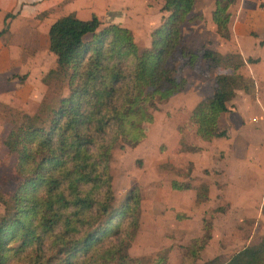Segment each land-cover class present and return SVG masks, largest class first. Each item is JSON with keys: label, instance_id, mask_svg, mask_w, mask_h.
<instances>
[{"label": "trees", "instance_id": "trees-1", "mask_svg": "<svg viewBox=\"0 0 264 264\" xmlns=\"http://www.w3.org/2000/svg\"><path fill=\"white\" fill-rule=\"evenodd\" d=\"M233 1L214 0L210 13L222 40L229 36L227 8ZM193 4L162 0L159 11L166 14L150 31L149 47L140 52L128 28L102 26L95 15L79 19L68 12L49 24L47 49L54 65L40 81L65 79L68 93L55 105L41 103L33 114L21 113L1 141L13 155L18 180L8 197L0 194V264H167L165 251L152 259L127 254L139 197L132 187L112 208L108 167L113 148L135 146L145 137L155 102L181 89L176 51L185 65L195 63L198 53L187 47L181 33L182 24L201 19L191 14ZM13 16L4 15L0 35ZM200 56L207 66L223 71L213 76L211 93L177 125L180 151L199 149L184 142L186 130L200 141L226 136L218 117L230 109L236 89L248 92L241 70L245 61H255L206 46ZM202 190L198 200L206 199V185ZM208 238L209 231L192 238L180 264H195ZM200 264H264V234L223 262L212 258Z\"/></svg>", "mask_w": 264, "mask_h": 264}, {"label": "rangeland", "instance_id": "rangeland-1", "mask_svg": "<svg viewBox=\"0 0 264 264\" xmlns=\"http://www.w3.org/2000/svg\"><path fill=\"white\" fill-rule=\"evenodd\" d=\"M9 2H11V5L13 4L14 11L21 8V6L30 7L32 10V8H37L41 4L39 0L1 1L6 5ZM66 2L62 1L56 4L51 10L47 11L49 9L47 8L39 11L32 18V21L37 23V21H42L47 17L56 18L72 11L79 19H87L91 15H96L103 26L112 21H117L112 20L114 16L111 14L122 11L124 15L122 20L125 19V21L123 24L121 22L117 23L122 26L126 24L131 28L133 33L129 30L139 52L149 47L150 31L159 23V17L166 14L159 11L162 0H73L71 4ZM121 6L126 8L123 9ZM203 6V3L195 5L194 0L191 14L201 16L197 12ZM201 19H191L181 25L183 42L196 54L198 53L197 59L191 67L185 65V59L178 56V51L174 54L177 58V62H175V65H178L177 75L183 80L181 89L167 99L155 102L156 109L151 111L152 121L146 125L145 137L140 142L135 146L115 147L111 152L108 167L111 178V207H117L132 187L139 197L137 226L126 250L132 258L152 259L165 251L167 253V264H179L183 247L185 248V245L192 238L200 237L208 231L211 234V240L207 241L201 252L203 255L206 252L210 254L216 247V243H213L215 241L212 239L213 235L218 238H220L219 235H226L227 229L224 223L226 219L229 221L230 211H234V208L228 206L227 203H223V200L220 199L219 201V197L215 200L214 195L210 192L209 198L198 200L204 185L208 189V184L211 181L213 182V169L219 170L217 176L215 175V182L222 180L223 176L220 175V169L223 162L228 161L227 157H230L227 152L228 148L223 144V141L216 140L217 143L200 141L191 131L186 130L182 135L184 142L188 146H196L199 149L194 152L177 150L179 139L177 125L196 102L211 93L213 76L223 71L221 68L207 66V61L200 56L201 47L212 48L210 45L212 43H205L204 40L206 38L212 40L214 33L210 31V27H213L211 22H207V25L202 24ZM17 23V21L13 22L12 30L16 28ZM27 24H31V21ZM42 28L44 27L38 23V29L41 30ZM24 29L23 31H17L13 38L18 33L21 37L24 35V37L32 36V33L27 34ZM227 31L229 35L228 28ZM5 38V41L10 39L9 37ZM38 38L41 41L42 38L40 36ZM44 42H46V34ZM2 56H4L2 62L4 63V70L8 74L18 72L21 69L19 65H15V63H18V59L15 58L14 51H9L7 56L4 53ZM30 56L29 61L33 62L29 63L31 69H29L28 74L21 73L20 78L12 80V78H5L7 73H0V86L6 88L12 87L13 84L19 82V79L23 80L26 77L21 91L24 96L25 93L27 94V101L24 105H19L14 100L6 105L0 102V194L2 198H6L11 194L18 180L12 171L13 155L8 153L5 147L1 145L3 137L11 128L13 122L19 120L21 113L33 114L41 103L55 105L60 96H65L68 93L65 79H55L48 84L41 83L40 79L46 71H40L39 65L36 64H39V60L42 58L44 70L54 65L46 51L42 54H30ZM35 61H37L36 64ZM246 79L250 85L247 93H255L253 81L249 78ZM239 92L243 93L238 89L235 90V93H238L234 97L235 100H244ZM255 94L256 101L253 107H264V95L261 91ZM228 113L231 114L230 117L237 116L234 108L232 111L221 114L218 119L219 126L224 129L229 120ZM226 166L230 167V165ZM185 184H187V188ZM196 194L199 196H196ZM205 194L208 196V190ZM3 213L4 208L0 202V215ZM228 228H230V225Z\"/></svg>", "mask_w": 264, "mask_h": 264}, {"label": "crops", "instance_id": "crops-1", "mask_svg": "<svg viewBox=\"0 0 264 264\" xmlns=\"http://www.w3.org/2000/svg\"><path fill=\"white\" fill-rule=\"evenodd\" d=\"M1 1L0 30L4 27V15L10 13L14 16L5 21L6 29L4 33L0 35V73H7L4 70V63H2L4 59L2 54L5 53L7 56L9 51H14V56L18 59V63H15V65H19L21 68L18 72H13L11 74L7 73V77L5 78H12V80L18 78L21 73H29V69H31L29 68V63L33 62L29 61L31 57L30 54H42L46 51V54L49 55L53 63L54 56L47 49V26H49L47 23L55 18L47 17L48 19L37 21V23H34L32 18L39 11L53 8V6L62 1H67L66 3L71 4L73 0H39L41 4H39L37 8H32L31 10L30 7L25 8L26 6H21V8H17L15 11L13 10V4L11 5V2L6 5L1 3ZM197 3L204 4L202 8L198 9L199 11L197 13H200L202 17L200 22L207 25V22H211L210 11L214 6V0H195V5ZM121 7H123V9L126 8L124 6ZM227 11L229 13L227 23V28L229 30L228 40L220 39L214 32V25L211 23L213 27H210V31H212V33L214 32L212 36L213 41L211 38H206L204 41L205 43H212L210 44L212 48L220 53L233 51L238 52L244 60L246 58L254 59L255 61L251 63L245 61L241 72L244 77L253 81L254 91H261L264 95V0H234L233 3L228 6ZM111 15L114 16L112 20H117L111 23H124L125 19L122 20L124 17L122 11L114 12ZM14 21L18 23L16 28L12 30L11 26ZM29 21H31V24H27ZM38 23L44 28L39 30ZM124 27L131 30L126 24ZM23 29L27 31V34L32 33V36L24 37V35L21 37L20 33H18V35L13 38V35L17 31H23ZM45 34L46 42H44ZM4 36L10 39L5 41L6 38ZM38 36L42 38L41 41H39ZM17 37L18 39H16ZM12 62L14 61L12 60ZM36 62L37 61H35V64ZM43 64L44 62H42L41 58L39 64L36 65H39L40 71L45 72L46 70H44ZM25 78H23V80L19 79L17 84H13V86L9 88L0 86V102L3 105L10 104L11 100L16 101L19 105L25 104L27 101V94L25 93L24 96L21 91ZM239 93L242 94L241 98H244V100H235L234 97H236L238 93L236 94L234 92V96L228 102L230 105L228 111H232L234 108L237 116L230 117L231 114L228 113L229 120L225 127L226 136L210 140L214 143H217L215 142L216 140H222L223 144L228 148V154H230V157H227L228 161L223 162L220 169V175L223 176L222 180L220 179V181H218L219 183L215 182V175L217 176L219 170L213 169V182L211 181L210 184H208L209 182L206 183L209 185L207 189L208 196L206 195V198L210 197V192L214 195L213 198H215V200L219 197V201L220 199L223 200V203H227L228 206L234 208V211H230V219L229 221L226 219L224 223L227 229L226 235H219L221 239L213 235L212 239L215 240L213 243H216L215 249L210 254L206 252L203 255V253L200 252L195 264H200L212 258H218L220 262H223L237 250L254 242L264 234V212H262V206L264 205V107H253L256 101L255 93ZM214 143L212 144L214 145ZM226 165H230V167L228 168ZM229 225L230 228H228ZM210 236L211 234L209 233L207 241L211 240Z\"/></svg>", "mask_w": 264, "mask_h": 264}]
</instances>
